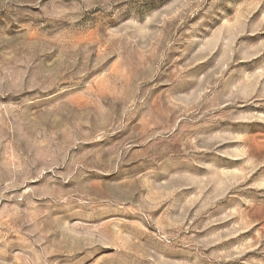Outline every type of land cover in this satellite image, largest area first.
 <instances>
[{
  "label": "rangeland",
  "instance_id": "rangeland-1",
  "mask_svg": "<svg viewBox=\"0 0 264 264\" xmlns=\"http://www.w3.org/2000/svg\"><path fill=\"white\" fill-rule=\"evenodd\" d=\"M0 264H264V0H0Z\"/></svg>",
  "mask_w": 264,
  "mask_h": 264
}]
</instances>
